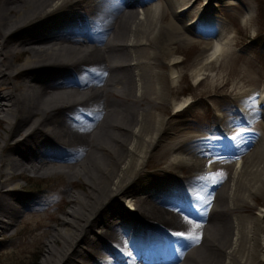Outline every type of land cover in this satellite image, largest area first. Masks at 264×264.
Instances as JSON below:
<instances>
[{
    "label": "bare ground",
    "instance_id": "6f19581e",
    "mask_svg": "<svg viewBox=\"0 0 264 264\" xmlns=\"http://www.w3.org/2000/svg\"><path fill=\"white\" fill-rule=\"evenodd\" d=\"M152 1L0 0V112L8 119L0 146V235L40 210L19 183L7 186L12 179L60 173L71 184L64 190L70 208L46 224L47 264H264V205L248 201L264 189V130L246 128L263 111L264 89L240 96L239 112L248 114L241 124L219 109L223 121L214 132L171 144L170 135L186 127L166 117L170 81L175 86L183 77V60L169 45L195 46L186 31L196 33L191 25L206 12L189 23L164 21L169 0ZM197 1L173 0L175 12ZM134 3L145 7L138 13ZM166 29L171 34L162 37ZM227 33V26L211 33L196 80L230 50ZM171 101L176 115L195 102L174 94ZM225 131L232 137L224 147L209 140ZM252 134L259 145L246 156L229 145L248 144ZM228 167V180L217 181L216 172ZM83 177L88 189L81 194L72 188Z\"/></svg>",
    "mask_w": 264,
    "mask_h": 264
},
{
    "label": "rangeland",
    "instance_id": "374dc122",
    "mask_svg": "<svg viewBox=\"0 0 264 264\" xmlns=\"http://www.w3.org/2000/svg\"><path fill=\"white\" fill-rule=\"evenodd\" d=\"M189 1V3H193L195 0ZM152 2L168 3L166 0H153ZM134 4L135 6L132 8L138 13L139 10L145 7L144 4ZM169 4L170 9L164 21L179 23L180 19H182L185 23H189L200 12V9L205 7L203 12H206L203 19L197 22V24L191 25L192 30L197 31L196 33L186 31L189 36L197 41L195 46L187 45L183 42L169 45V49L177 51L180 60H183L178 72L183 77L180 84L178 83L175 86L170 81L167 100L170 109L166 117L172 123H175L173 122L175 120H181L185 123L184 126L186 127L184 130L170 135L169 141L172 144V142L179 138V140L184 139L202 130H205L206 133H210V131L214 132L223 121V117H217L219 109L224 113L225 117L231 116L236 124H241V119L247 117L248 114L244 113L245 115H243L239 112L240 96L246 94L245 90L264 89V0L263 6H261L258 0H232L226 3L225 0H214L213 4L209 6L206 5L205 0H199L184 14L175 12L177 5L174 4L173 0H169ZM210 8L216 10L217 16L212 15L213 13L210 12ZM249 9H253V14L251 17H245ZM216 19H218L220 24L214 22ZM225 26L228 27L227 36L230 40L228 41L230 50L224 53L216 66L210 68L209 75L205 74L204 79L196 80L193 75L195 64L205 53L204 47L212 39L211 33L219 31ZM168 31L166 29L165 33H162L161 36H167ZM169 34H171V31H169ZM161 47H159L160 51ZM169 49L167 51L163 50V54L165 53V55L161 53L164 61H166V57L167 59L170 58ZM28 56L27 51L20 53L16 64L21 65ZM166 70L167 72L169 71L168 66ZM5 91L7 89L3 90V92ZM172 94L177 97H183V99L189 97L190 100H195V102L183 112L181 111L179 115H176L177 107L171 101ZM260 109L263 111L257 113L258 115L255 116L254 121L246 124V128L248 126V129H253L263 134L264 108ZM252 111H255L254 108ZM239 118L240 121L238 120ZM7 125L8 119L3 112H0V146L5 143ZM240 127H234L236 130H233V132L241 130L238 129ZM228 128H232V126ZM225 134L228 133L225 131ZM252 135L254 138H251L252 141L248 144L239 145L243 140H240L238 144L232 140L235 145L232 146L230 141L229 145H231L234 151L236 149L243 150V155L246 156L254 152L259 145L256 136H260L258 134ZM226 137H232V135L221 136L220 134H215L209 140L214 141V145L224 147ZM168 153L169 151H166V154ZM255 156H259V154L256 152ZM154 162H157V159ZM156 170L159 169L156 168L151 171ZM173 173L184 175L180 170ZM216 174L215 178L217 181L220 180V177H223V181H227L228 176L231 174V168H220ZM79 182L78 186L72 189L83 194L88 189L85 178L83 177ZM16 183L20 184L19 192L26 196L34 197L39 202L35 208H39L40 210L33 209L27 212L21 221L0 235V264H47V247L44 232L49 228L46 224L50 223V226L54 225L56 219L64 216L65 210L70 208L69 205L64 204L66 199L64 190L71 184L64 174H35L33 172L18 175L7 186H13ZM28 201L33 202L31 200ZM248 201L252 204L257 202L260 205H264V189L261 194L257 197L251 196ZM257 211L258 209L254 207L251 213L254 215ZM39 238L43 240H38ZM37 241H41V247ZM152 264L160 263L155 262Z\"/></svg>",
    "mask_w": 264,
    "mask_h": 264
},
{
    "label": "snow or ice",
    "instance_id": "6c2138e0",
    "mask_svg": "<svg viewBox=\"0 0 264 264\" xmlns=\"http://www.w3.org/2000/svg\"><path fill=\"white\" fill-rule=\"evenodd\" d=\"M176 235L182 237L184 234H183V232H178V233H176Z\"/></svg>",
    "mask_w": 264,
    "mask_h": 264
},
{
    "label": "trees",
    "instance_id": "16d2710c",
    "mask_svg": "<svg viewBox=\"0 0 264 264\" xmlns=\"http://www.w3.org/2000/svg\"><path fill=\"white\" fill-rule=\"evenodd\" d=\"M258 1L260 2L261 6H263V0H258Z\"/></svg>",
    "mask_w": 264,
    "mask_h": 264
}]
</instances>
